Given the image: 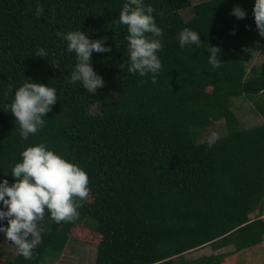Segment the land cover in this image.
Instances as JSON below:
<instances>
[{
  "label": "trees",
  "instance_id": "obj_1",
  "mask_svg": "<svg viewBox=\"0 0 264 264\" xmlns=\"http://www.w3.org/2000/svg\"><path fill=\"white\" fill-rule=\"evenodd\" d=\"M126 2L0 0V182L15 183L12 168L21 153L44 143L89 176L94 193L89 202L79 201V218L70 224L87 222L100 236L95 264H243L238 253L264 240V121L244 127L231 108L233 99L244 97L264 120V60L248 66L264 43L255 0H202L189 18L182 10L190 0H144L164 33L155 84L151 74L119 66L130 64L127 26H117ZM236 6L246 18L231 14ZM185 28L199 33V47L180 46ZM75 30L93 40L107 37L105 46L112 48L92 53L105 82L95 94L81 82L69 83L77 57L57 33ZM208 46L222 49L218 69L209 63ZM38 49L47 57L35 56ZM31 80L56 89L58 100L44 126L23 140L10 105ZM95 105L98 112L91 113ZM222 119L228 132L209 148V139L199 140L194 130ZM61 224L46 215L34 259L17 251L2 264L53 262L69 239ZM208 243L234 248L185 258Z\"/></svg>",
  "mask_w": 264,
  "mask_h": 264
},
{
  "label": "clouds",
  "instance_id": "obj_2",
  "mask_svg": "<svg viewBox=\"0 0 264 264\" xmlns=\"http://www.w3.org/2000/svg\"><path fill=\"white\" fill-rule=\"evenodd\" d=\"M154 11L151 5L144 4V0H127L120 11L117 26L126 25L128 31L126 39L130 64H120L121 70L127 67L130 74L139 73L142 77L151 74L152 83L155 84L162 68L157 53L163 48L161 40L164 33L156 24ZM42 13L43 9L38 6L37 16ZM231 14L238 19H244L247 15L239 6L234 7ZM253 14L259 35L264 37V0H255ZM57 36L66 41L67 51L74 52L77 57L69 83L81 82L83 88L93 94L98 88H103L105 82L94 71L91 57L93 52L112 51L111 46H105L107 37L93 40L82 30L58 32ZM178 39L182 48L202 44L199 33L189 28L183 29ZM244 51L251 55L256 52L251 48ZM208 52L209 63L213 69H218L223 63L219 59L222 49L208 46ZM47 54V50L38 49L35 56L46 58ZM57 100L56 89L32 80L16 90L10 112L19 122L23 140H28L30 134H36L44 126L43 118ZM216 139L218 135L212 133L209 148ZM21 156L22 162L12 168L15 183L10 185L7 179L0 182V202L6 209H0V221L7 220L6 227L0 225V232L5 233L6 239L15 245L20 255L31 260L34 259V249L42 243L46 215L50 214L56 223L74 222L80 215L78 209L83 206L79 201L88 199L91 188L84 169L49 150L44 143L26 148Z\"/></svg>",
  "mask_w": 264,
  "mask_h": 264
},
{
  "label": "rangeland",
  "instance_id": "obj_3",
  "mask_svg": "<svg viewBox=\"0 0 264 264\" xmlns=\"http://www.w3.org/2000/svg\"><path fill=\"white\" fill-rule=\"evenodd\" d=\"M202 0H190V7L182 10V15L185 18H189L193 14L194 4ZM174 10H179L180 8L174 4ZM181 11V10H180ZM260 49L263 50L257 56H255L251 61H249V68L252 65H258L264 60V43L260 45ZM231 108L236 116L243 123L244 127H251L263 123V117H261L258 111L253 106V103L249 99L244 97H238L233 99ZM99 107L97 105L90 109L91 113H97ZM194 132L199 135V140L209 139L212 133H216L218 137L223 136L228 132L227 123L225 120H217L215 122H210L204 128H195ZM93 191L91 190L90 196L92 197ZM90 196L86 201L89 200ZM89 202V201H88ZM85 203V202H84ZM2 204V203H0ZM256 213H252L254 216ZM61 229L69 234V239L63 251L53 262H47L45 264H95L97 255V245L101 240L100 236L95 233L89 223L81 222L76 224H70V222H62L60 225ZM264 245V243H263ZM234 246L232 244L215 249L211 243L202 245L198 248H194L184 253L185 258L192 259L205 255L206 253H222L232 250ZM246 255L238 253V257L241 258L245 264H264V246H252ZM17 249L11 241L6 239V235L0 232V264L3 263L5 257L15 256ZM236 255V258H238ZM234 259V258H233Z\"/></svg>",
  "mask_w": 264,
  "mask_h": 264
},
{
  "label": "crops",
  "instance_id": "obj_4",
  "mask_svg": "<svg viewBox=\"0 0 264 264\" xmlns=\"http://www.w3.org/2000/svg\"><path fill=\"white\" fill-rule=\"evenodd\" d=\"M263 243H264V240H263L260 244H258V245H259V246H264ZM216 249H219V248H216ZM208 254H210V253H206L205 255H208ZM241 264H242V263H241ZM243 264H245V263H243Z\"/></svg>",
  "mask_w": 264,
  "mask_h": 264
}]
</instances>
